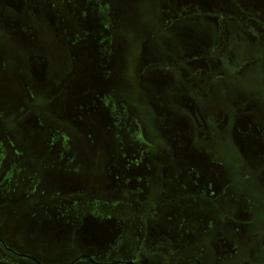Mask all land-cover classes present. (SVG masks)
I'll return each mask as SVG.
<instances>
[{"label": "rangeland", "instance_id": "rangeland-1", "mask_svg": "<svg viewBox=\"0 0 264 264\" xmlns=\"http://www.w3.org/2000/svg\"><path fill=\"white\" fill-rule=\"evenodd\" d=\"M196 3L202 13L183 12ZM231 6L0 0V238L44 264L123 261L167 197L159 228L187 235L204 264L264 262V127L250 120L264 117V75L258 42L237 26L261 5ZM218 21L231 27L219 48L209 46ZM246 96L261 113L239 123ZM196 110L205 149L187 143L190 119L201 129ZM224 112L228 126L214 129ZM180 194H222L226 209L169 201Z\"/></svg>", "mask_w": 264, "mask_h": 264}, {"label": "flooded vegetation", "instance_id": "flooded-vegetation-1", "mask_svg": "<svg viewBox=\"0 0 264 264\" xmlns=\"http://www.w3.org/2000/svg\"><path fill=\"white\" fill-rule=\"evenodd\" d=\"M230 2L232 4L231 6L232 8L230 9L232 10L241 9L242 5L248 4V3H252L255 6H257V4L261 5L260 11L254 10V9L245 11L246 13L245 21L244 22L237 21L238 23L237 26L241 27L242 29H245L250 34V36L254 37V39L258 42L260 51L258 52V57L256 61L260 62L261 68H262L261 74L264 75V42L261 41V38H260L261 36L259 35V33L256 32L257 29H261L264 32V0L257 1V3L254 2L253 0H230ZM193 5L195 6L194 10H190L189 8H184L183 12L188 14L194 11L197 13H202V11H204L200 7L199 3L193 4ZM167 13H170V12H167ZM207 15L215 17L216 19H218L219 17L223 18L222 15L218 14L217 12H212V11H207ZM218 22H219V30L217 34L214 35L213 38L209 42L210 43L209 46L211 47L212 46L216 47L218 45L217 42H220V44L221 43L228 44V42H230L226 38V36H228V33H230V30H231L229 23L225 24V23H222L221 21H218ZM203 56L204 55L202 56L197 55V56H194L193 59L203 58ZM226 58L227 60H225L224 58H218L217 60L219 61L220 59L219 61L220 64L226 63L227 68L225 69L229 70L228 63L232 62L233 59L231 57H226ZM192 62H193L192 59L188 60V64L191 65ZM199 72L201 73L203 72V70L198 68L194 73L192 72V75H193L192 77H194V79L197 78L195 75H197ZM204 72L208 74L211 73V71L209 72V70H205ZM183 84L184 83L180 81V85H183ZM249 98L250 96H246L244 99H242V101L238 100L239 102L236 103V109L238 111L236 113L237 115L236 121L239 120V123L245 122L244 118L248 119L251 115L258 113L261 109L258 101H255V100L253 101L251 98L250 99ZM52 99H54V97H50L48 101H51ZM188 102H189V99H187L185 103H188ZM242 108H245L246 110L243 111ZM186 112H190V111H186ZM195 114H196V118L201 123V126H200L201 129L197 128L198 132L195 133L194 122H192V120L190 119V122L192 123L191 124L192 129L188 133L187 143L190 145L193 143V145L190 146L192 149H197V148L199 149L200 146L202 149H205L202 147V144H207L208 138H210L209 136L210 132L207 126L202 123L203 122L201 119L202 113L199 112V110H196ZM217 118L218 119L214 121V125H212L214 126V129L216 130L223 129V128H226V126H228L229 116L226 114V112H224L222 115H220ZM260 119L261 121L264 122V117L261 114H260ZM250 120L253 121V125H254L253 128L255 130H258V131L263 130L264 125L261 123L260 120H257L255 118L254 119L250 118ZM245 124L247 125L248 123H245ZM249 124H251L250 121H249ZM195 143H198L199 147H197L198 145H196ZM208 152H211V151H208ZM215 158L218 160V162L215 164L221 165L222 162L219 160V158L218 157H215ZM206 166H213V165L207 164ZM222 196H223L222 194H219V195H216V194H212V195L182 194L181 195L180 194V195L174 196L173 199L169 201L173 203L185 201L184 203L185 208H190L194 206L193 199L195 197H202L204 199H208L209 202L217 205L222 210V209H226V206L223 205L224 200L222 199ZM166 198L167 197H164L163 199H161L162 201L157 205L154 211L146 213L145 220L143 221V227H142L140 238L137 244L134 246L135 248H134L133 254L128 256L127 259L123 261H118V262L104 263V262H100L96 260L92 256L83 255L73 260L70 264H83L84 261L88 262L89 264H99V263L100 264H115V263L116 264H179V262L181 261H185L188 264H204L201 256L195 254L194 252L192 253L188 252L189 247H191V240L189 239L187 235L183 236V233L180 232L179 233L180 236H177L175 232V235L172 236L170 235V232L167 233V231H163L159 228L161 223L158 221V216L156 215L159 214L162 204L167 202ZM186 232L188 233L187 230ZM221 237H222V233L220 232L218 235V238H221ZM87 257H89L90 259H88ZM156 259L159 260L158 263L155 262ZM250 262L255 263V260L253 258H249L248 260H245L244 262L239 263V264H248ZM256 262L257 264H264V262L262 261L260 262L256 261ZM0 264H44V263L34 257L20 253L17 250V248L12 247L4 239L0 238Z\"/></svg>", "mask_w": 264, "mask_h": 264}, {"label": "water", "instance_id": "water-1", "mask_svg": "<svg viewBox=\"0 0 264 264\" xmlns=\"http://www.w3.org/2000/svg\"><path fill=\"white\" fill-rule=\"evenodd\" d=\"M88 259H90L89 257H87ZM36 261V260H35ZM37 262V261H36ZM100 264V263H99ZM116 264V263H115Z\"/></svg>", "mask_w": 264, "mask_h": 264}, {"label": "crops", "instance_id": "crops-1", "mask_svg": "<svg viewBox=\"0 0 264 264\" xmlns=\"http://www.w3.org/2000/svg\"><path fill=\"white\" fill-rule=\"evenodd\" d=\"M173 235H175V232H173Z\"/></svg>", "mask_w": 264, "mask_h": 264}]
</instances>
